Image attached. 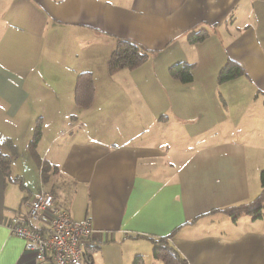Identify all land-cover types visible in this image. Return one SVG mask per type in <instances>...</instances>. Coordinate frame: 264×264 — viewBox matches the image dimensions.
<instances>
[{
	"label": "crops",
	"instance_id": "obj_1",
	"mask_svg": "<svg viewBox=\"0 0 264 264\" xmlns=\"http://www.w3.org/2000/svg\"><path fill=\"white\" fill-rule=\"evenodd\" d=\"M118 38L150 58L110 73ZM229 60L245 74L220 83ZM181 62L189 83L170 74ZM85 71L95 96L80 108ZM263 140L264 0H0V264H35L4 222L42 190L92 220L90 254L123 247L117 264H160L149 237L174 230L188 264H264V215L223 211L260 195Z\"/></svg>",
	"mask_w": 264,
	"mask_h": 264
},
{
	"label": "trees",
	"instance_id": "obj_2",
	"mask_svg": "<svg viewBox=\"0 0 264 264\" xmlns=\"http://www.w3.org/2000/svg\"><path fill=\"white\" fill-rule=\"evenodd\" d=\"M208 35L206 30L193 33L189 36V41L197 43L203 41ZM151 51L144 46L126 38H118L115 48L109 60V72L114 74L123 69L133 70L144 64L151 56ZM170 74L175 79L183 83H189L193 80V67L188 63H176L170 67ZM245 71L240 64L234 60H229L220 70L218 81L224 83L233 80ZM95 86L91 72L85 71L77 75L75 83V102L80 108L90 107L94 101ZM42 132L41 125L38 122L35 134L30 141L29 147L32 151L35 150L40 141ZM0 168L6 177L11 176V159L8 155L0 151ZM49 167L44 166V172H47ZM260 182L262 191L258 197L250 202L237 204L223 209L230 214L234 220H237L243 214H249L254 219L262 218L264 215V168L260 174ZM176 230L166 236L149 237L153 242V258L160 261L162 264H188L186 258L172 245L171 239L174 237ZM143 255L135 256L132 264H145Z\"/></svg>",
	"mask_w": 264,
	"mask_h": 264
},
{
	"label": "built area",
	"instance_id": "obj_3",
	"mask_svg": "<svg viewBox=\"0 0 264 264\" xmlns=\"http://www.w3.org/2000/svg\"><path fill=\"white\" fill-rule=\"evenodd\" d=\"M4 223L12 235L24 241L35 264H93L87 245L96 233L92 220L76 221L48 191H40L26 212Z\"/></svg>",
	"mask_w": 264,
	"mask_h": 264
},
{
	"label": "rangeland",
	"instance_id": "obj_4",
	"mask_svg": "<svg viewBox=\"0 0 264 264\" xmlns=\"http://www.w3.org/2000/svg\"><path fill=\"white\" fill-rule=\"evenodd\" d=\"M100 245V248H94L91 250L94 264H117V261L123 252V247L114 245L112 242L101 243ZM147 264H152V259L147 260ZM160 264L162 263L160 262Z\"/></svg>",
	"mask_w": 264,
	"mask_h": 264
}]
</instances>
